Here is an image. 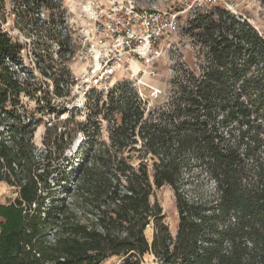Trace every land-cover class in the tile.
<instances>
[{
    "label": "trees",
    "instance_id": "trees-1",
    "mask_svg": "<svg viewBox=\"0 0 264 264\" xmlns=\"http://www.w3.org/2000/svg\"><path fill=\"white\" fill-rule=\"evenodd\" d=\"M45 11L52 20H41ZM16 12L27 29L38 30V47L44 38L59 45L35 58L62 97L70 74L56 71L53 58L68 51L60 5L21 0ZM189 30L205 50L201 71L177 72L174 97L156 116L145 117L130 86L109 92L111 112L121 115L109 145L95 149L87 134L88 154L74 184L69 174L61 180L60 197L49 183L52 172L35 156V126L20 113L22 97L37 91L22 79L26 47L0 22V183L18 189L13 203H0V264H103L112 257L143 264L150 255L157 264H264V35L224 10L197 18ZM100 98L93 92L89 101ZM92 127L99 133L97 122L81 129ZM66 135L52 144L68 143ZM186 173L212 181L213 197L188 195ZM164 186L176 198L175 238L152 200Z\"/></svg>",
    "mask_w": 264,
    "mask_h": 264
},
{
    "label": "rangeland",
    "instance_id": "rangeland-1",
    "mask_svg": "<svg viewBox=\"0 0 264 264\" xmlns=\"http://www.w3.org/2000/svg\"><path fill=\"white\" fill-rule=\"evenodd\" d=\"M236 1L242 15L240 20L249 22L259 34L264 35V0ZM19 2L21 0H4L3 6H1L2 0H0V22L5 32L16 42L26 47L22 53L23 65L26 69L25 74H22V79L30 78L34 89H37L36 94L32 97H22L24 108H20V113L24 114L23 120L26 125L33 124L35 126L33 135L35 156L43 164V168L47 167L52 172L49 183L52 187L58 186V191L54 194L62 197V192L66 186L61 180L69 174L70 182L74 184L73 175L82 165L85 155L88 154L86 150L87 134L93 136L92 142L95 144V149L102 147L104 143L109 145L110 130L121 119L120 114L111 112L112 100L108 96L109 92L118 86H130L142 102V107L146 111L145 117L149 114L156 116L167 109L168 103L174 97L172 82L177 72L183 69L199 73L200 67L205 65V50L194 37V34L187 29L184 34L174 36L161 45V57L155 64L159 77L148 78L141 73L137 78H133L131 74L120 73L114 78L109 89H103L100 92L101 102L99 104L95 103V100L87 101L75 89L74 93L70 90L67 92L63 90L64 95L57 97L54 94V80L44 76L35 58L37 54L45 56V53L41 51L43 48L44 50L46 48V51L48 50L50 53L56 52L57 48L45 38L41 41L40 47L37 46L40 34L38 30L31 31L24 25L25 20L21 19L16 12ZM51 14V12L45 11V16L41 19L52 20ZM53 58L58 66L56 71L61 67H66L69 74L72 71L77 73L80 70V64L66 54L58 57L54 53ZM48 61L47 64L50 63ZM61 62L63 63L61 64ZM41 66L45 67L44 64ZM140 69L141 71L144 70L142 67ZM107 86L108 84L105 88ZM117 100L118 97H116L115 102ZM52 109L55 110L54 113ZM90 122L99 124V133L93 127L89 129V133L82 131L81 127ZM65 133L67 139L70 140L68 143L52 144L56 136L61 137ZM139 147L140 145H138ZM47 153L48 159L44 161V156ZM136 154L135 152L134 155ZM184 179L183 182L188 195H200L205 200L213 197L215 193L214 184L206 176L189 178L188 173H186ZM17 197L18 189L16 187H11L7 183H0L1 204L9 205ZM152 200L161 205L165 216L164 222L169 227L172 237L175 238L178 231L179 214L174 191L169 186H164L162 189L156 190ZM146 235L150 241L153 239V225L147 229ZM121 263L122 259L112 257L103 264ZM143 264H157V262L155 257L150 255L144 258Z\"/></svg>",
    "mask_w": 264,
    "mask_h": 264
},
{
    "label": "built area",
    "instance_id": "built-area-1",
    "mask_svg": "<svg viewBox=\"0 0 264 264\" xmlns=\"http://www.w3.org/2000/svg\"><path fill=\"white\" fill-rule=\"evenodd\" d=\"M54 3L63 12L58 28L62 40L68 41L65 54L80 64L79 72H70L69 83L61 84V89L72 93L75 89L87 101L93 92L109 89L119 73L131 74L133 78L141 73L148 78L159 77L155 64L161 57V45L184 34L197 18L207 15L217 18L219 10L238 20L242 17L236 0H54ZM52 44L60 49L57 43ZM133 63L144 69L137 76L131 70Z\"/></svg>",
    "mask_w": 264,
    "mask_h": 264
},
{
    "label": "bare ground",
    "instance_id": "bare-ground-1",
    "mask_svg": "<svg viewBox=\"0 0 264 264\" xmlns=\"http://www.w3.org/2000/svg\"><path fill=\"white\" fill-rule=\"evenodd\" d=\"M141 66L139 64L133 63L131 66V70L133 71L134 75L136 76L138 72L141 70ZM120 74V73H119Z\"/></svg>",
    "mask_w": 264,
    "mask_h": 264
}]
</instances>
